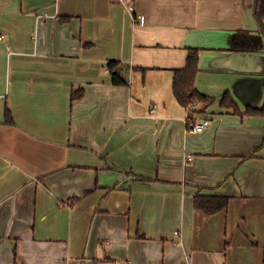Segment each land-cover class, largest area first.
Wrapping results in <instances>:
<instances>
[{
    "label": "crops",
    "instance_id": "0c3cea01",
    "mask_svg": "<svg viewBox=\"0 0 264 264\" xmlns=\"http://www.w3.org/2000/svg\"><path fill=\"white\" fill-rule=\"evenodd\" d=\"M255 1L0 0V264H264ZM189 49L199 133L172 91ZM196 195L229 203L206 215Z\"/></svg>",
    "mask_w": 264,
    "mask_h": 264
},
{
    "label": "trees",
    "instance_id": "16d2710c",
    "mask_svg": "<svg viewBox=\"0 0 264 264\" xmlns=\"http://www.w3.org/2000/svg\"><path fill=\"white\" fill-rule=\"evenodd\" d=\"M254 17L257 23L259 33L264 39V0H256L254 7ZM68 20V19H67ZM253 42L247 31H238L234 39V48L237 50H251L253 49ZM199 50L189 49L186 64L183 68L174 70L172 78L173 96L179 105L188 107L194 103H200L205 106L212 101L211 98L198 93L195 90L194 84L197 73L199 72ZM128 66L118 61H108L107 70L111 76V82L115 86H128V79L125 72ZM81 90L72 93V99H77L82 96ZM220 105L222 108L231 109L234 114H238L239 110L232 100L228 92L224 93ZM195 113V112H193ZM190 113V114H193ZM189 116L191 117V115ZM246 114L249 115H264V108L256 110L248 108ZM5 122L12 124V118L8 111L5 114ZM229 203V198L224 196H205L196 195L193 199L194 208L203 212L206 215H214L224 210Z\"/></svg>",
    "mask_w": 264,
    "mask_h": 264
},
{
    "label": "built area",
    "instance_id": "2783aa9c",
    "mask_svg": "<svg viewBox=\"0 0 264 264\" xmlns=\"http://www.w3.org/2000/svg\"><path fill=\"white\" fill-rule=\"evenodd\" d=\"M130 11H133V8L130 7ZM2 39H3V37L0 36V41ZM199 105H200L199 103H194V104H191L188 107H186V112H187V115H186V123L189 126L191 132H194V133L201 132L206 125H209V122L208 121H202L201 124H197V123H195V122H193L191 120L189 114L190 113H193V112H196V110L199 107Z\"/></svg>",
    "mask_w": 264,
    "mask_h": 264
},
{
    "label": "rangeland",
    "instance_id": "374dc122",
    "mask_svg": "<svg viewBox=\"0 0 264 264\" xmlns=\"http://www.w3.org/2000/svg\"><path fill=\"white\" fill-rule=\"evenodd\" d=\"M200 105H202V104H200ZM200 105H199V106H200Z\"/></svg>",
    "mask_w": 264,
    "mask_h": 264
}]
</instances>
